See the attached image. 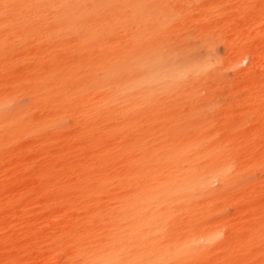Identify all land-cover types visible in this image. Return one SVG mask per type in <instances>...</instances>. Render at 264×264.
Here are the masks:
<instances>
[{"label":"bare ground","instance_id":"bare-ground-1","mask_svg":"<svg viewBox=\"0 0 264 264\" xmlns=\"http://www.w3.org/2000/svg\"><path fill=\"white\" fill-rule=\"evenodd\" d=\"M0 264H264V0H0Z\"/></svg>","mask_w":264,"mask_h":264}]
</instances>
